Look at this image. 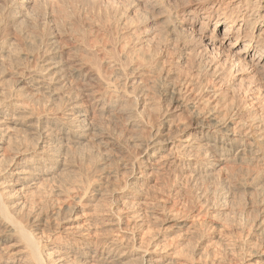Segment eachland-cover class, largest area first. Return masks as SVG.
<instances>
[{
  "label": "bare ground",
  "instance_id": "1",
  "mask_svg": "<svg viewBox=\"0 0 264 264\" xmlns=\"http://www.w3.org/2000/svg\"><path fill=\"white\" fill-rule=\"evenodd\" d=\"M34 1L36 2V0H8L7 3H5L4 7L2 9L0 8V67L1 68H4V65L5 66L8 65L9 63L8 60L9 59L11 60V58L15 56L13 53L14 48H20L22 44L21 41H23L21 35L18 36L19 34H15V32L12 33L11 31H9V29L10 28L12 29L11 26L14 27L16 22L21 17H24L27 14H29L28 13L29 5L31 2ZM138 1L141 2V4L144 6V8H146V10L149 13L151 12L150 13L151 16L154 17L155 15H157V17L159 16L158 18H161L163 20L165 24H163L162 21H161L162 23L159 22L157 23L163 25L165 31L163 30V27L158 28L157 25H156L157 28L156 27L155 28L159 29V31L162 28L161 30L166 32L164 36L161 33H159L158 30L157 31L156 29L154 30V27L150 29V28H145V26L142 25L143 20L147 19L149 16H147V18L145 16V18L142 19L141 22L138 20L139 19L138 17L137 18L135 16L133 17V13H131V10L127 9L126 12H123L121 18L117 17L118 18L117 19L115 17L116 14L114 15L112 14V15L115 17V19H117L116 21L118 23L120 22V20L124 22L126 21L129 22L126 23L128 24V27H130L131 29L130 32L132 31L131 33L133 37H131V39L130 36L126 37V35L125 36L121 35L119 39L117 37L116 42L115 41L111 42L108 45H106L107 43L105 44L104 41L102 43L101 41L95 40L92 43H86L84 41L82 42L81 40V42H79L76 45V47H74L73 52L75 53L73 52L68 53L70 50H68L67 52L64 50L65 52H62L60 50L61 48H58L57 46H53L54 44L56 45V42L58 43V35H56L57 33H54V31H51L53 30L51 27L50 32L48 31L46 35L47 36L45 39L46 43H44L45 46L46 44L50 45L48 46L50 48L41 47L43 49H39L40 46H43L42 45L43 43H40L41 45L38 46L39 44L37 45L36 42H33L31 40V42L33 43L32 44L33 47H34V43H36L37 45L36 48H34V50L32 49L33 53H31L30 51L29 53L18 52L16 54L15 56L16 58L20 60L21 59L27 60L26 62H29V65L25 63L28 65V67H25L23 65V67L18 66L16 68L18 72L16 73L20 74V77L17 80V87H16L17 90H13V92L16 91L18 93L19 91L20 94L26 92L27 94L25 95L27 96L30 95L31 97L36 96L35 94L38 91L40 92V90L42 93L43 91H46L50 95L51 94L59 95L61 94V92H64L66 93L67 97L66 96L65 97L68 100V101L66 100L68 103L67 102H66L67 104L65 103L66 106H64L65 107L64 109L59 110L56 113H52V115L50 116L48 115L45 116V114L44 116L42 115L35 116L36 114L32 112L33 110L31 111L28 109H24V107L23 108L21 107L23 102L11 103L10 101H8L10 100L9 98L12 94L11 91L12 89H10V91L6 93V89L8 90L7 87H10V85L9 86L7 85V87L5 88L6 84H4L3 82L4 84L3 86V84L0 82V84H2L0 86V107H1L0 108V155H4L3 153H5L4 150L6 149L7 146H8L7 148L10 149L9 144L11 142L8 143V141H10L9 134H13L12 132H14L15 130L16 132L20 130L18 129L19 128L18 126L20 127L25 126L28 127L29 129H33V130L35 129L36 131L39 130L41 131L38 132L39 137L37 136L38 139L36 140V142H34V145L36 143V148L34 147L35 155L32 156V159L22 160V162L19 163L20 166L17 168H13L12 171H10V173L5 176L4 181L0 182V221L3 224H5L7 227H9V229H11L13 233H16L24 242L25 247L28 249L27 255H29L31 258V261L29 262H31L32 264H45L39 242L35 237V235L32 233V230L29 228L27 229L21 222H19L13 216V214L10 212V207L8 201L5 200V197L6 196L13 197L25 189L36 188L37 186H39L38 184H41L44 180L48 179V176H50L53 173V168H52L53 166L52 167L46 166L47 165L46 163L48 161H53V159L57 160L58 163L56 166H54V168L60 166L64 167L65 160H68L67 161L68 163L71 162L69 160L70 157L67 158L65 154L64 155L66 156L67 159L62 158L63 155L61 154V152L60 153L57 152L58 154L57 153L54 154L53 151L55 149L53 150L49 145L46 146V141H45L46 138L57 137L59 139V142H65L67 140H71L76 145L78 144L77 147H79V144L81 146V143L86 139L85 138V135L87 136L86 133L93 130L96 127L95 125H97L98 127L99 124L97 122L99 118H101L105 114L107 115L113 112L114 114L117 113V117H119L118 113L119 115L122 114L124 117H126L125 119L122 120L124 121L127 120L128 124L131 126H135V128L137 127L136 123L139 122V120L145 127H147L146 136L140 139L137 138L135 145L138 146L139 149L141 148L140 149L141 151H139L140 155L147 154L148 152L150 153L148 154L147 157L141 159L140 160L141 162H139L138 164L135 163V160L132 161V158H128L125 160V161L127 160L130 161L128 163L130 164L129 171L131 173L132 172L134 173L135 169L141 168V170H139L140 176L135 177L134 178L135 180H141L144 178L146 179L147 177L160 171L164 172L166 174L165 176H167L168 178L171 177L172 180L175 181H179V179L181 181L182 178L183 179L189 178V180L193 177L208 178L209 176H214L222 173L223 169L226 168L228 164L230 166H234L233 164H235L237 166V167L235 166L236 168H241L240 166L243 167L246 166L245 167V169H247L246 172H244L243 174L240 173L241 175L237 174L240 176L236 178V181H234L236 182L235 188L237 187L240 191L243 190L244 192L243 194H246L244 190H248V189L251 190L254 189V191H257L256 193L259 194H261L262 192L263 193V195L261 194L262 198L259 197V195L257 194L254 195L252 194L254 197L252 195H249V198L253 197V199L255 198V200H258L256 199L258 197L261 198L258 201H260L261 205L263 206L262 208H260V210L262 209L264 212V0H138ZM2 3L3 0H0V5ZM119 10H121V8ZM124 10L125 9L123 7V11ZM136 13L138 15V12ZM149 13L145 12L143 14H149ZM200 15H201V20H199ZM143 16H141V18H143ZM135 20H138V23H136ZM157 23L153 22V26L154 24ZM114 25H115L114 27H116V23ZM145 25L148 26V24ZM24 36L23 39L25 40L26 37L24 38ZM170 37L174 38V40L177 41L181 37H183V39L185 40L184 37H186L188 38L189 42L191 41V45H192V48H190V46L184 47L188 45H185L187 42L185 43L183 41L182 43L183 45L179 46L182 47L181 50L183 49L184 51L183 50L182 51L184 53L182 52L181 55L179 54L180 56H178V58L176 56L174 57L176 59L173 58L171 61V64L177 70H180V67H182V64L185 62V59H189L190 62L193 63L196 62V64L197 63L199 64V62L196 60V57L197 56L200 57L202 54L205 55V58L207 59V63H204L205 65L203 64V67L201 69L199 67L197 68L199 69L197 70V72L204 71V73L202 72L203 73L202 77H204L203 79L194 78L195 75H193V73L190 72L188 73L190 74L189 76L187 74L185 77L178 78L177 80L176 78L175 79L173 78L174 80L172 81L167 80L169 78H167L168 75L166 73L163 74L165 75L164 77L163 76L161 77L162 75L161 71H164L163 70L164 67L161 65L162 64L161 59L163 58L164 54L167 53V51L170 49L168 48L167 45L168 41L171 40ZM101 39L103 38H100L99 40ZM174 40L173 42H175ZM162 41H166V42H162ZM31 42L29 41L27 44ZM144 43H148L146 45L149 48L145 46V48L148 49L146 50V52L148 51L147 53L144 51L145 50L143 49L144 47L142 48ZM11 49L13 50L11 51ZM24 50H22V52ZM79 50H82L88 56L90 55V57L85 56L84 55L85 53L83 54V52L82 54L85 57L79 55L77 53L79 52ZM172 50L174 51V49ZM172 50L170 49V51ZM16 51L19 50L16 49ZM6 60L8 63L6 62ZM189 60H187L186 61L187 64L185 62L186 65L183 64V66L184 65L187 66L188 63H190L188 62ZM106 66L110 67L112 71L107 72L110 69L105 68ZM180 71L183 72V70ZM111 72L113 74H110ZM168 72L169 71H167V73ZM107 73H109L108 75H114V77L111 78L110 76L107 75ZM155 73H157L159 77H156ZM195 73L196 72H194V74ZM197 74L196 77L199 76V74L198 75ZM155 77L159 79L158 81L160 84L158 86H160L159 89H161V92H160V99L158 98L159 99L158 104H155L156 102L155 103L153 102L154 105H152L151 102L145 99V96L147 95L145 94L146 93L145 90L148 89V85H150L148 84V82L152 81L150 79ZM160 78L163 79L161 80ZM150 83L154 85V83L152 82ZM156 83L158 82L156 81ZM16 92L15 95H17ZM64 99L65 98H63V100ZM154 99L156 98L154 97ZM4 102H7L6 107H9L6 108L5 110L8 111V109H10L13 112L12 114L8 113L10 110L8 112L5 111L4 108L2 110V106L4 107L3 104ZM150 108L151 110L154 109L157 110L156 113H157V118H159V122H157V119L156 122L158 124H155L154 122L155 120L153 116H151L153 113L151 114L147 112L150 110ZM182 108H184L183 110H186L187 112L186 116H188L187 118L188 121L187 124L185 126L182 125L183 127L181 128L180 126H178V124L177 125L172 124L173 122L171 120L173 118L171 117L174 116L176 110L178 109L182 110ZM154 111H150V112H154ZM112 116L113 115H111V117ZM54 130L56 132L58 131L59 133L56 134L53 133ZM94 132H96V130ZM91 134H93V131ZM41 136L43 137L41 138ZM103 139L104 140H102L103 142L102 144H105L106 147H112L114 142H118L117 139H115V141L112 140L113 142L110 141L109 138L107 139L103 137ZM6 144L7 146H5ZM71 146H73V144ZM11 147L13 148L12 145ZM66 150H68V148ZM66 150L65 152H68ZM16 153L19 152L17 151ZM94 163H96V161ZM249 165L252 168L247 167ZM230 166L229 167L227 166L226 168L227 169L226 171H228L227 173L230 172L229 169L231 170L233 169ZM243 167H242V171H245L243 170ZM236 168L235 171L237 172ZM242 171L240 170V172ZM5 172L6 171H4V173H2L1 175H4ZM237 173H239V171ZM222 174H224V172ZM233 175L231 179H235L233 177L236 174L234 176ZM227 179L228 181H230L229 178ZM168 181H170V178ZM252 192L253 191L251 192L249 191V193ZM233 194L235 193H232V195ZM255 195H257L258 197L257 196L255 197ZM227 196L228 195H226V197ZM258 201L255 202L259 203ZM71 203L72 202H70V204ZM249 204L251 205V203ZM13 205H16L18 208H20V201L14 202ZM238 205H240V203ZM255 205L257 204L255 203ZM73 206L70 205V207ZM252 209L255 210V208L253 207ZM256 209L257 211H259V208L256 207ZM213 213L214 214L211 215L212 218L215 217L217 214H219L218 211L217 212L215 211ZM249 213H245V214H249ZM259 213L257 215H259ZM173 214L175 215V213ZM234 214L232 213V215ZM196 216H197L196 218L200 217L199 210ZM169 217L165 216L162 217L161 219L166 221L169 219ZM252 218H254V216ZM220 219L221 218H218V220ZM170 220H172V223L169 226H171L172 228L176 227L181 229L182 228H188V229L193 228V230L196 229V228L194 229L195 227L194 221L189 222L186 221L185 218L184 219L175 218ZM165 221L162 225H160L161 229H166L167 227H169V226L164 227L166 223ZM252 221H254V219ZM259 221L260 224H258V226L263 225L262 227L259 228L261 231L258 234L260 238L258 237L259 239L253 241V243L250 242L251 244L248 243L247 246L243 245V247L245 246V250L241 247L242 250L248 251L249 255H251L252 257L250 258L248 257L247 259H245V257H243V253L245 254V252L243 251L241 253L242 255H240L242 257L238 258L237 257L239 256L238 253L233 254L234 253L233 251L232 252L229 251L231 252V254L228 253L229 254L228 256L225 255V258L227 257L226 264H261V261H259V259L261 260L262 257L260 255L258 256L257 250L260 246L264 245V222H263L264 218L263 220L260 219ZM216 222L217 221H213L211 224L207 223L205 227L201 229L202 233L207 231L211 232L214 231L215 228H218L217 226L218 223ZM238 222L239 221H236V223ZM224 226L225 224L222 225V227ZM222 229L224 230L225 227ZM225 230H227V228ZM218 234L216 232V235L215 236L211 235L212 236L211 238H216V241L221 240L222 239L220 237L221 235ZM201 235L199 234L200 237ZM6 239L7 238H4L2 239V241H5ZM120 246L121 243L118 242L112 243L110 245V247L112 248L106 252L105 254L106 256L104 257V259L106 260L112 259L111 261L118 262L121 264V262H123L122 259L124 258L125 253L124 251L123 253L122 252L118 253V249L120 248ZM235 247H237V245ZM254 247H258L256 248L257 250H254L255 249ZM153 251L154 250L150 251L148 248H145L142 254H140L139 264H159L162 261V259H160V256L159 257L152 256L151 254L153 253ZM57 259L60 258L58 257ZM5 263L15 264L16 261H14V259H8Z\"/></svg>",
  "mask_w": 264,
  "mask_h": 264
},
{
  "label": "rangeland",
  "instance_id": "2",
  "mask_svg": "<svg viewBox=\"0 0 264 264\" xmlns=\"http://www.w3.org/2000/svg\"><path fill=\"white\" fill-rule=\"evenodd\" d=\"M7 1L8 0H3V3L0 5L1 9L4 7ZM141 5H142L141 2H139L138 0H36V2L34 1L30 3L29 10H28L29 14H27L24 17H21L16 22L14 27L11 26L13 30L11 28L9 29V31H11L12 33L15 32V34H19L18 36L21 35L22 40L24 41V43L23 41H21L22 44L20 48H14V50L11 49V51L12 50L14 51L13 53L15 56L18 52L19 53L20 52L29 53L31 51V53H33L34 48H36L38 44H39L38 46H40L41 45L40 43H43L42 44L43 46H40L39 49H43L45 47L50 48L48 47L50 45L46 44L45 46L44 43H46L45 42V39L47 37L46 35L48 31L50 32L51 27L53 29L51 31H54V33H57L56 35H58V43L56 42V45L54 44L53 46H57L58 48H61L60 50L62 52H65V51L67 52L68 50H70L68 53H72L74 50V47H76V45L79 42H81V40L82 42L84 41L86 43H92L95 40L101 41L102 43L104 41V43L105 44L107 43L106 45H108L111 42H114V41L116 42L117 37L119 39L121 35L122 36L126 35V37L130 36V39H131V37L133 36L131 33L132 31L130 32L131 29L130 27H128V24H127L129 22L126 21L127 22L126 23L120 20V22L118 23L116 21L118 18H121V16L123 15V12H126L127 9L131 10V13H133V17L134 16L136 18L138 17L139 21L144 19L145 16L146 18L147 16L151 17V18L148 17L149 19L148 18L144 19L143 22L141 21L143 23L142 25L145 26V28L152 29L154 27V30H155L157 27L158 28L163 27V25L159 24V23H162L163 20L161 18H158L159 16L157 17V15L155 14H154L156 16V17L154 16L155 18L151 16L150 15L151 12L149 13L146 10V8H144L143 5L142 7ZM123 7L125 9L124 11H123ZM126 7H129V8H126ZM120 8L121 10H119ZM134 12H135V15H134ZM136 12H138V15ZM145 12L149 14H143ZM112 14L113 15L116 14L115 17L116 18L118 17V18L115 19V17ZM141 16H143V18H141ZM138 20H135L136 23H138ZM199 20H201V15L199 17ZM153 22H156V23L159 22V23L154 24L153 26ZM115 23H116V27H114ZM123 23H125L126 25ZM145 24H148V26L149 25L150 26L148 27ZM163 24L165 23L163 22ZM101 26L104 28H102ZM161 29L160 31L159 29H156V31L158 30L159 33H161L164 36V34L166 33L164 32L165 28L163 27L164 31ZM100 34L104 36H101ZM23 36L24 38L26 37L27 39L25 38L24 40ZM100 38H103V39L99 40ZM184 38L185 40L183 39V37H181L177 41V40H174V38L170 37L171 42L168 41L167 45H168V48H170L171 50L174 49L175 52L173 50L170 51L169 49L167 53H165L163 58L161 59L162 60L161 65L164 67L163 68L164 71H161L162 72L161 77L162 76L164 77L165 75L163 74L166 73L168 75L167 78H169L167 79L168 81H172L175 78L176 80L181 77L183 78L189 72L195 75L194 78H201V79L204 78L202 77L204 71L197 72V70H199L197 69L198 67L201 69L203 67V64L207 63V59L205 58V55L202 53L201 54L203 56L201 55L200 57L199 56L196 57V60L199 62V64L198 63L196 64V62L194 63L190 62L189 59H185V62L189 60L188 62L190 63H188L187 65L189 68L185 66L187 62L186 64L185 62L183 63L185 64L184 66L182 64V67H180V70H183V72L180 70H177L171 64L172 59L176 56L178 58V56H180L182 52L184 51L183 49H182L183 51L181 50L182 47H179L180 45L181 46L183 45L182 44L183 41L185 43L187 42L186 44L184 43L185 45H188L184 47L190 46V48H192L191 41L189 42L188 38L186 37ZM172 39L175 42H173ZM26 40L28 42L29 41L31 42L32 40L33 42H36L37 45L36 43H34V47H33L32 45L33 43L31 42L27 44L28 42ZM162 42H166V41H162ZM146 44L148 43H144L142 46V48L144 47L143 49H145L144 50L145 52L146 50H148L145 48V46L149 48ZM176 44L178 47L176 46ZM28 45L30 46L32 45V46L30 47ZM16 49L19 51H16ZM22 50L24 51L22 52ZM82 52H83L82 50H79V52L77 53L83 56L85 52H83V54ZM84 55L88 56L86 53ZM15 56L11 58V60L10 59L8 60L9 63L6 60V62L8 63L7 66L9 67L10 65L9 68L5 65H4V68L0 67L1 68L0 70V80L1 81L0 82L2 84L3 82L4 84H6L5 88L7 87V85L8 86L10 85V87H7L8 90L6 89V93L10 91V89H12L11 90L12 94L9 98L10 100L8 101H10L11 103L23 102V104L21 103L22 104L21 107L22 108L24 107V109H28L31 111L33 110L32 112L36 114L35 116H38V115L44 116V114L45 116L46 115L50 116L52 115V113H56L59 110L64 109L65 108L64 106H66V104L68 103L67 102L68 100L66 98L67 97L66 93L64 92H61V94L59 95L58 94L50 95L46 91L42 90L43 93L45 92L43 94L40 90L41 93L38 91L35 94L36 96L31 97L30 95L28 96L25 95L27 94L26 92L25 93L23 92L20 94L19 91L18 93L15 91L17 94L15 95V92H13V90H17L16 88L17 80L20 77V74H17L18 72L16 68L18 66L23 67V65L25 67H28L29 65V62H26L27 60L25 59L20 60L16 58ZM88 57H90V55ZM203 61H206V62H203ZM25 63H27L28 65ZM105 68L110 69V67L108 66H106ZM4 69H5V72H4ZM110 71L112 70L110 69L107 72H110ZM167 71L169 72L167 73ZM174 71L177 72L178 74L175 73ZM194 72L196 73L194 74ZM197 73L199 74V76L196 77ZM108 74L109 73H107V75ZM110 74H113V73L111 72ZM156 74L157 73H155V76L159 77V75L158 74L156 75ZM189 75L190 74H188V76ZM108 76H110L111 78L114 77V75H108ZM156 77L150 79L152 81L148 82V84L150 85H148V89L145 90L146 91L145 94H147L145 96V99L151 102L152 105H154L153 102L154 103L156 102L155 104H158L159 99H160L161 89H159L160 86H158L160 83L158 81L159 79ZM4 79H7V80H4ZM160 79L162 80L163 78H160ZM156 81L158 83H156ZM13 82H14V85H13ZM150 82L154 83V85L151 84ZM2 84H0V86ZM23 94H24V97H23ZM62 97L65 98L64 99L65 101L63 100ZM154 97L157 100L154 99ZM7 102L3 103L4 107L2 106V110L3 108L4 110L6 108H9V107H6ZM183 109L184 108H182V110L181 109L176 110V113L174 114V116L171 117L173 118L171 120L173 122L172 124L173 125L178 124V126H180L181 128L185 126L188 121L187 120L188 116H186L187 112L186 110H183ZM9 110L10 109H8V111ZM154 110H151L150 108V110L147 112L151 114L152 113L156 114V116L155 114L154 115L150 114V115L153 116L155 120L154 121L155 124H158L157 122H159V118H157V113H156L157 110L156 111ZM150 111H154V112H150ZM8 113L12 114L13 112L10 110ZM105 115L101 117L102 119L99 118L97 122L99 124L98 127L100 126L99 128L97 127V125H95L96 127L93 130L86 133L87 136L85 135V138H86L84 140L85 142L83 141L81 143V146L79 144L80 148L77 147L78 144L76 145L71 140H67L65 142H59V139L57 137L56 138L55 137L46 138L45 139L46 146L49 145L51 146L53 150L55 149L53 151L54 154H56L57 152L58 153L61 152V154L63 155L62 158L65 159L66 156L67 158L70 157L69 160L71 162L68 163L67 162L68 160L64 161L65 162L64 167L67 165L65 169L63 166L54 168V166H56L58 162L56 159L54 160L52 158L53 161H48L46 163L47 167L53 166L52 167L53 173L50 176H48V179L44 180L41 184H38L39 186H37L36 188L25 189L13 197L4 196L5 200L8 201L10 212L13 214V216L19 222H21L27 229L28 228L31 229L32 233L37 238L39 245L41 247V253L43 255L45 264H62V263L63 264L64 263H67V264L68 263L69 264H114L115 263L117 264L118 262L111 261L112 259H109V260L104 259V257L106 256L105 255L106 252L112 248L110 247V245L116 242L121 243V246L118 249V253H121V252L123 253V251L125 253L124 258L122 259L123 262H121V264H139L140 254H142L145 248H148L150 251L154 250L151 255L157 256V257L160 256V259H162V261L164 260L163 262L161 261L159 264H211L212 261H213L212 264H216L217 262H218L217 264L219 263L226 264L227 257L225 258V255L228 256L229 255L228 253L231 254V252L233 251L234 252L233 254L238 253L239 256L237 255L236 256L238 258L239 257L241 258L242 256L240 255H242L241 253L245 250V246H247L248 243L250 242L253 243V241L260 238V236L258 235L259 232H261L259 228L262 227L263 225L258 226V224H260V221H259L260 219L263 220L264 212L262 209L260 210V208H262L263 206L258 200L262 198L261 194L263 195V193L261 192V194H259V193H256L257 191H254V189L252 190L248 189L250 192L251 191L253 192L249 193L248 190H244L246 194H243L244 193L243 190L240 191L237 187L235 188L236 182L234 181H236V178H238L241 174L246 172L247 170L245 169L246 166L245 167L240 166L241 168H236L237 166L235 164H233L234 166H230L228 164L227 165L228 167L230 166L231 168L234 169V171L236 168L237 172L239 171V173H237L236 171L234 172L233 169L232 170L229 169L230 172L227 173L228 171H226L227 170L226 169L227 166H226V168H224L222 171V173L224 172V174L220 173L218 175L209 176L208 178L207 177L205 178L204 177H200V178L193 177L190 180L189 178L188 179L182 178L184 181L182 179L181 181L180 179L179 181H175V180H172L171 177H169L170 181H168L169 178L165 176L166 174L160 171V172H157L147 177L146 179L144 178L141 180H135L134 179L135 177L140 176L139 170H141V168L140 169L137 168L134 170V173L133 172L131 173L129 171L130 164L128 163L130 161L129 160L125 161V160L128 158H132V161L135 160V163L138 164L139 162H141L140 161L141 159L148 156L150 152H148L147 154L140 155L139 151H141L140 150L141 148L139 149V147L135 145L137 138L140 139L146 136L147 127H145L139 120V122L136 123L137 127L135 128V126L129 125L127 120L125 121L122 120V119H125L126 117H124L122 114L119 115V113H118L119 117H117V113L114 114V112L111 114H107L106 116ZM111 115L113 116L111 117ZM156 119H157V122H156ZM173 120L177 122L175 123ZM130 126L132 127V130ZM18 127H19L18 129L20 130H18L17 132L15 130L14 132H12L13 134H9L10 141H8V143L11 142L14 145L10 143L9 144L10 149H9L7 148L8 146L6 144L5 146L7 147L4 150L5 152L3 153L4 155H0L1 156L0 157V182L4 181L5 176L9 174L13 168L19 167L20 166L19 163H21L22 160H25V159L31 160L32 156L35 155L34 147L36 148V143L34 145V142H36V140L38 139L39 137L38 132L40 130L36 131L35 129L34 130L29 129L28 127H25V126H22L23 128L20 126ZM95 130L96 132H94ZM54 131L53 133L55 134L59 133L58 131L57 132L56 131L54 132ZM92 131H93V134H91ZM97 132L99 133V135ZM42 137L43 136H41V138ZM103 137L107 139L109 138L110 141L112 140L115 141V139H117L118 142H114L112 147H106L105 144H102L103 143L102 140H104ZM68 142L70 146L68 145ZM71 142L73 146H71L72 145ZM11 145L13 146L14 149L11 147ZM65 147L66 149L68 148V150H66ZM65 150L68 152H65ZM17 151L19 153H16ZM95 161L97 163V166H96V163H94ZM66 163H68L69 166ZM242 167H243V170L245 171H242ZM247 167H251V166L249 165ZM240 170L242 172H240ZM4 171H6L5 174L1 175L2 173H4ZM233 174L234 175L240 174V175L234 176ZM232 175L234 176L233 178L235 179H231ZM227 178H229L231 182L228 181ZM225 188H228V189H225ZM233 190H236L237 192ZM247 192H248V195H247ZM232 193H235V194L232 195ZM252 194L253 195L257 194L261 198L255 195V197L256 196L258 197L256 198L258 200H255V198L253 199L254 196ZM226 195L228 196L226 197ZM249 195H252L253 197L249 198ZM214 197L216 198V200ZM229 197L232 199H230ZM254 200L258 201L260 205ZM18 201H20V208H18L16 205H13L14 202H18ZM70 202L72 203L70 204ZM254 202L257 205H255ZM239 203L240 205H238ZM249 203H251V205ZM70 205L73 207H70ZM248 206L251 209L252 207L255 208V210L252 209V212H251V209ZM256 207L259 208L260 213L259 211H257ZM204 209L205 210L207 209V210L205 211ZM198 210L200 212V217L196 218L197 217L196 214ZM249 210H250V213H249ZM215 211L216 212L218 211L219 214L215 216L216 218L215 217L212 218L211 215L214 214L213 212ZM257 212L259 213V215H257L258 214ZM137 213H138V216H137ZM173 213H175V215ZM232 213L233 214L235 213V214L232 215ZM245 213H249V214H245ZM251 214L254 216V218H252L253 216ZM165 216H168V217L170 216V217L166 221L161 219L162 217H165ZM175 218L176 219L185 218V220L189 222L194 221L195 222L194 229L195 228L196 229L195 230H193V228H190V229L182 228L181 229V228H176V227L172 228L171 226H169L172 223V220L170 219H175ZM218 218H221V219L218 220ZM253 219L254 221H252ZM246 220L249 224L246 222ZM164 221L166 222L164 227L166 226H169V227H167L166 229H161L160 225H162ZM213 221H217L216 223H218L217 225L218 228H215L214 231H211V232L210 231L203 232L205 233L203 234L201 229L204 228L207 223L211 224ZM229 221H232V222H229ZM236 221H239L238 222L239 224L236 223ZM255 222H258V223H255ZM224 224H225L224 226L225 229L227 228L228 231L225 229L224 231L222 229L224 228L222 227V225ZM256 225L258 226V228ZM216 232L217 234L220 232L219 234L221 235L220 237L222 239L219 241H216V238H211L213 235L214 236L216 235ZM199 234L200 235L202 234L201 237L199 236ZM4 238H7V239L5 241H2V239ZM207 241H210V242H207ZM236 245L237 247H235ZM243 245L245 246L243 247ZM241 247L244 250H242ZM254 248H255L254 250H257L256 248L258 247H254ZM257 251H258V256L260 255L262 257L261 260L259 259V261H261V264L262 263L264 264V245L260 246ZM244 252L245 254L243 253V257H245V259H247L248 257L249 258L252 257L251 255H249L248 251H244ZM27 253H28V249L25 247V244L21 240V238L16 233H13L12 230L9 229V227H7L5 224H3L0 221V264H8V263H5L8 259H14V261H16L15 264H32L31 262H29L31 261V258L29 255H27ZM56 257L57 258L59 257L60 259H57Z\"/></svg>",
  "mask_w": 264,
  "mask_h": 264
}]
</instances>
